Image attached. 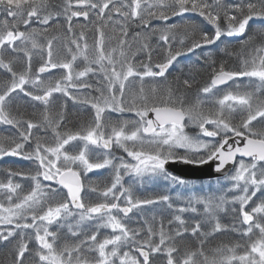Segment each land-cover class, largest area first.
Here are the masks:
<instances>
[{
	"label": "snow or ice",
	"instance_id": "obj_1",
	"mask_svg": "<svg viewBox=\"0 0 264 264\" xmlns=\"http://www.w3.org/2000/svg\"><path fill=\"white\" fill-rule=\"evenodd\" d=\"M186 13L202 18L214 31L194 20L168 23ZM254 20L261 23L251 29ZM61 31L62 47L54 52ZM88 32L94 34L92 45ZM224 36L241 38L247 55L240 56L235 70L223 62L217 68L212 60L210 82L190 100L194 80L177 75L168 81L169 69L178 58ZM33 50L47 52L35 72ZM161 52L162 58L155 60ZM17 62L24 64L20 71L14 69ZM0 69L10 77L0 82V125L15 130L0 135V158L15 156L36 164L34 173L8 169L7 181H0V197L7 200L6 205L0 202V242L18 238L10 264H158L161 259L164 264H264V0H0ZM56 69L63 71L55 80L42 75ZM89 74L97 76L96 85L85 79ZM245 77L247 85L238 80ZM253 80L259 81L255 89L250 87ZM229 81L234 90L220 87ZM134 83L138 88H130ZM85 89L91 92L80 93ZM14 93L43 105L41 120L14 112ZM54 93L88 105L94 116L78 130L68 129L66 103L53 115ZM237 112L239 121L234 122ZM189 125L199 132L190 135ZM49 132L54 143H46ZM75 141L83 143L72 152L66 146ZM90 145L105 151L93 152ZM113 146L131 160L114 162ZM213 161L215 172L233 165L225 177L231 182L228 191L235 193L230 199L210 190L178 194L186 200L184 206H175L168 194L134 197L135 183L157 179L188 188L185 179L168 170L169 163ZM106 168L114 173L110 183L88 185L103 199L86 203L83 178ZM16 176L32 181L29 191H18L22 185L13 181ZM125 176L135 178L128 187ZM41 177L52 184H42ZM152 205H165L172 218L165 220L162 210L159 216L144 217L138 228L126 223L134 210ZM229 211L235 214L231 226L219 215ZM185 213L201 218L189 221ZM101 229L111 231L102 235ZM227 231L244 243L222 244L209 254L205 245ZM188 236L198 246L181 254L179 243ZM33 239L37 247L30 248Z\"/></svg>",
	"mask_w": 264,
	"mask_h": 264
},
{
	"label": "rangeland",
	"instance_id": "obj_2",
	"mask_svg": "<svg viewBox=\"0 0 264 264\" xmlns=\"http://www.w3.org/2000/svg\"><path fill=\"white\" fill-rule=\"evenodd\" d=\"M234 1V0H232ZM186 14H191V13H186ZM185 14V15H186ZM192 20L198 22V21H202V18L194 15L191 16ZM80 22H84L87 23L85 21H83V18H79ZM163 23V22H162ZM168 23H172V22H168ZM251 29H255L260 25V21H251ZM204 24V22H203ZM259 24V25H257ZM206 25V24H204ZM36 25L34 24L33 27H35ZM211 27V26H210ZM210 27H206L207 30L210 31H214L212 30ZM21 28L23 29V25L21 26ZM250 29V31H251ZM65 30H66V26H65ZM241 38L239 37H227L224 36L221 38L220 41H218L215 45H208L205 46L204 48L201 49H197L196 51L199 52H203L206 56V58L204 60H206V62H208L209 64V56L210 53H212L213 55L219 57L221 60H223V63H228L227 67L229 70H235L236 68H233L229 62L232 59H235L237 57L232 56V55H226V56H221L222 54L224 55L223 50L226 49V43L230 42V40L238 41ZM259 40V37H258ZM157 39H155L153 42L156 43ZM54 43V51L56 52L57 49H61L62 47V43L60 41V46H57L58 40H56ZM161 43V42H160ZM46 45V43H45ZM195 51V52H196ZM194 52V54H195ZM201 53V54H203ZM245 56L247 55V52L245 51ZM239 55V54H237ZM44 56V58L47 57V52L44 51L43 53H41L39 50H33V72H35V69L37 67H39L40 63H42L40 57ZM78 64H82V61H78ZM211 65V64H209ZM24 67V65L20 66V70H22V68ZM174 69V65L169 69V72ZM18 70V71H20ZM63 70L61 69H56L53 70V73H45L42 74L45 77H51L53 80L59 78V73H61ZM168 72V73H169ZM7 74L6 72H4L2 69H0V77L2 79H6L7 78ZM170 74V73H169ZM99 75V74H97ZM168 75V74H167ZM85 79H87L89 82L92 81L93 85H96L97 83V76H94L92 74H89V77H86ZM102 79V77H101ZM146 80H150L152 78H145ZM157 80H160L161 78H156ZM134 80H138V78H134ZM239 82L242 83L243 85H247L249 78H238ZM210 82V80H209ZM208 82V83H209ZM91 83V82H90ZM207 83V82H206ZM205 84V83H204ZM204 84H202L200 87H202ZM259 84V81L253 80L252 84L250 85V87L252 89L253 86H257ZM102 86V85H101ZM138 83H134L132 85H130L131 87H138ZM231 86V89H235V85L231 84L229 85L227 88H225V90H228L229 87ZM28 87V86H26ZM198 87V89L200 88ZM70 91H73L74 94H79L76 92V90H72L70 89ZM87 92H91V90L85 89V90H80V93H87ZM98 95V94H97ZM223 92H217L216 96H222ZM28 97H24L22 93L13 94V98L11 100V103L14 102L15 100L18 99H26ZM83 98V97H82ZM215 99V97H213V100ZM194 100V99H193ZM26 102L27 99L25 100ZM66 103V107L67 106H73L72 110L75 113H81L84 112L85 115L89 116V120L94 116V110L91 109L88 105H82V104H74L71 100H68L67 97H64L61 93H54L53 97H52V104L51 107L52 109L55 108L56 106L61 107L62 105H64ZM30 104H39V102H35V101H31ZM11 105V104H10ZM12 106V105H11ZM40 110H43V105L40 104ZM55 111H53V115H55ZM72 114V113H69ZM111 115H115V114H111ZM126 117L131 116L129 115V113H125L124 114ZM236 119L234 122H238L239 121V116L240 113L237 112L234 114ZM42 118V117H41ZM256 123V122H254ZM209 128V130H211V125L206 126ZM186 131L190 134V135H195L196 133L199 132L198 128H194L191 125H189V127L186 128ZM15 132L14 129H11L10 126L7 125H0V135H8V134H13ZM34 133H38L39 129H34L33 130ZM39 135H44L43 131L41 130ZM49 139L46 141V143H54V138H52V134L51 132H49L48 134ZM204 141H214L215 139L218 138H210V137H201ZM35 141H33L34 144ZM83 142L80 141H75L72 142L71 146H66L69 148L70 151L75 152L78 151V146L82 145ZM89 148H91L93 150V152H99V153H103L105 150L103 149H95L94 146H89ZM180 152H183L182 149L177 150ZM111 154L112 157H114V162H118L120 157H124L126 160H131L130 157H127V154L123 152L122 149H119L118 147L113 146V149L111 150ZM13 157L15 160L17 159V161H20V164H18L19 167H21L22 170H24V172H35V168H36V164L33 161H27V160H23L19 157H15V156H11ZM103 157H101L102 159ZM237 159L239 160L240 158L237 157ZM10 160V161H9ZM14 162L12 161V158H10V156H5L3 158H0V166H17V164H13ZM134 163V162H133ZM2 164V165H1ZM233 169V166L231 168V170ZM6 176L3 175V181L6 182L7 181V172H4ZM113 170L111 168H106V169H100V170H95L93 172H90L87 174V177H84V183H85V202H96L97 200L103 199L102 197H99L97 193H92L88 190V185H98L99 187L103 188L105 186V184L110 183L112 176H113ZM228 174V173H227ZM227 174L223 175V176H216L212 179H206V180H192V179H185L188 183H189V187L188 188H184L182 186L179 185H170L168 184V182L164 181L163 179H157L151 182H146L143 185L139 184V183H135L133 185V192H134V197H141V198H147V197H151L153 195H159V194H168L172 197V203L175 206H184L186 204V200L185 199H178L177 196L178 194L186 197L191 193H200L201 191H213L219 194H223L226 197H228L229 199L235 194L233 192L228 191V185H230V181L226 180L225 177L227 176ZM14 182L20 183L22 185L21 189L18 190L21 193H26L27 191L30 190V187L32 186V181L27 180V179H23L20 176H16L12 178ZM133 177L130 176H125L123 178V183L125 187H128L130 184H133L134 182ZM184 179V178H183ZM96 180H100L99 182H97ZM41 181L42 184L44 185H49L52 184V182L50 181H43L42 177H41ZM219 181V183H218ZM54 187L59 188V185H53ZM45 191H47V189H45ZM60 191H62V188H60ZM66 194V193H65ZM259 196V194H258ZM91 198V200H90ZM0 202H3L5 205L7 204V200L3 199L2 197H0ZM123 203V201H122ZM199 207V206H198ZM231 207V206H229ZM163 210V212L165 213V220L167 219H171V214H170V210L167 209V207L165 205H152V206H147L145 210L141 211V212H137L134 210V213L130 214V216L132 217L131 220L126 221V223L129 224L130 227L133 228H138L142 223H143V218L144 217H148L149 219H151V216L155 213L159 216V213ZM119 215H123V214H119ZM185 217H187L189 219V221H191L192 219H200V216H197L193 213H185L183 214ZM220 218L222 223L231 226L232 222H233V216L235 215L234 213H232L231 211H229L227 214L225 213H220ZM205 230H209L210 229V225L205 224L204 225ZM27 232H32L31 229L25 230ZM66 231V230H65ZM101 234H107L109 233L111 230L110 229H101ZM187 238L192 239V240H196L195 237H191L188 236ZM18 240V238H17ZM17 240H13V243H16ZM191 242V241H190ZM244 243V241L240 238V236L232 231H227V232H222V233H218L215 238L210 239V241L205 245V250L209 252V254H211V250L219 247L222 244H229V245H234L236 243ZM4 243V242H2ZM195 243V242H194ZM181 243H179V247H181ZM30 247L33 246V248L37 247V245L35 244L34 239L30 242L29 244ZM184 249L181 250V254L183 253ZM238 251H242L241 249H238ZM29 257V260L32 259V254H27ZM158 264H164L163 259H161Z\"/></svg>",
	"mask_w": 264,
	"mask_h": 264
},
{
	"label": "trees",
	"instance_id": "obj_3",
	"mask_svg": "<svg viewBox=\"0 0 264 264\" xmlns=\"http://www.w3.org/2000/svg\"><path fill=\"white\" fill-rule=\"evenodd\" d=\"M226 2L228 3H235L236 0L232 1V0H226ZM191 16H194V14H186L184 15V17H174L170 22L172 23H180L181 20H192ZM199 23L202 24L203 27H210V25H207L206 22L198 21ZM84 23V22H82ZM154 24H161L162 22L159 21H153ZM251 25V23H250ZM259 25V24H257ZM211 28V27H210ZM207 29V28H206ZM138 30V29H136ZM77 33H79V29H77ZM58 35L60 36V39H58V43L57 46H60V41L61 43H63V32H59ZM88 36V43L89 45L93 44V37L94 34L93 32H88L87 33ZM41 40L42 43H46V41L43 40V38H38ZM157 39L156 37H153V41ZM239 41V40H238ZM238 41H235L236 46L235 48H237V50L235 49L234 51V55L235 54H239V55H245V53H242V48L244 47L243 45H241ZM233 42V40H230L229 45ZM154 43V42H153ZM162 43V42H161ZM56 43H54L55 46ZM232 48V47H230ZM57 51H59V49H57ZM159 51V50H158ZM228 52L224 53L225 56L226 55H232V51L231 50H227ZM55 52V51H54ZM203 52H199L196 51L195 54L194 53H190L187 56H183L178 58V61L174 63V69L173 71L171 70L168 73V81H175V77L177 75L181 76V79L183 78H188L190 80H194L193 86L191 89H188V92L190 93L189 99L193 100L195 99V96L197 94L198 91V87H200L202 84L204 83H208L209 82V78L211 76V61L214 60L215 64L217 66V68L219 67L220 63L222 62L217 56L213 55L212 53H210L209 56V64L208 62H206V60H204L206 58L205 54H201ZM13 55H17V54H13ZM19 56L21 57L22 61L26 62V58L23 57V54L20 53ZM163 56V53L161 52L160 55L155 56L154 59L155 60H159L161 59ZM6 59L8 58L7 56L5 57ZM231 63V62H229ZM228 63H225V67H227ZM23 66L24 64L21 62H17L16 64H14V69L15 70H20V66ZM6 79H10L9 74H7V78ZM149 80V79H148ZM151 80V79H150ZM4 81V79H2L0 77V82ZM160 81H162L163 83H167L168 81H165L164 78H161ZM92 83V81H90ZM138 88V87H137ZM27 99L28 102H26L25 100ZM26 99H18L15 100L14 102L11 103L10 107L11 109L15 112V111H19L21 113L24 114V116L26 118H31L33 120H41V113L42 110H40V104H30L31 100L29 98ZM73 106H67V113H66V117H67V125L66 127L68 129H71L72 131H76L78 130L82 124H86L89 121V116L85 115L84 112L81 113H75L72 110ZM61 107L56 106L55 108H53V111L58 112L60 110ZM72 113V114H69ZM129 115H132L131 113H129ZM41 130H39L38 133H34V134H38L40 133ZM11 135V134H8ZM10 161V160H9ZM12 161L14 162L13 164H17V166H0V181H3V175H5L4 172H7L8 169H11L13 171H23L21 169V167L18 166V164H20V161H17L15 159H12ZM2 165V164H1ZM97 182H99L100 180H96ZM191 241V242H190ZM195 242V243H194ZM16 243H2L0 242V264H10L11 259H12V254L14 252V247H15ZM192 246H198V241L192 240L189 238H186L182 244H181V250L185 249L186 247H192ZM30 247V246H29ZM30 248H33L30 247ZM31 254V253H29ZM31 260V259H30Z\"/></svg>",
	"mask_w": 264,
	"mask_h": 264
},
{
	"label": "water",
	"instance_id": "obj_4",
	"mask_svg": "<svg viewBox=\"0 0 264 264\" xmlns=\"http://www.w3.org/2000/svg\"><path fill=\"white\" fill-rule=\"evenodd\" d=\"M151 116V114H150ZM232 143V141H229ZM216 162H210L205 165H192V164H183L182 162L169 163L166 167L168 170L177 175L178 177H182L184 179H192V180H206L212 179L216 176H223L228 173L232 168V164L226 165V169L222 172H215ZM66 190V189H65Z\"/></svg>",
	"mask_w": 264,
	"mask_h": 264
},
{
	"label": "flooded vegetation",
	"instance_id": "obj_5",
	"mask_svg": "<svg viewBox=\"0 0 264 264\" xmlns=\"http://www.w3.org/2000/svg\"><path fill=\"white\" fill-rule=\"evenodd\" d=\"M235 46H236V43L233 41L230 45H229V43H226V49H224L223 50V52L224 53H226V52H228L227 50H231L232 51V54L234 53V51H235V49L237 50V48H235ZM230 47H232V48H230ZM222 57L223 56H225V54L223 55H221ZM232 56H235V57H237L236 58V60L235 59H232V60H230V62L231 63H229L233 68H236V69H238L239 67H240V56L241 55H237V54H233ZM219 58V57H218ZM220 59V58H219ZM221 60V59H220ZM222 62H223V60H221ZM231 84H233L231 81H229V84L228 85H221L220 87L221 88H223V89H225V88H227L229 85H231ZM253 88L255 89L256 88V86H253Z\"/></svg>",
	"mask_w": 264,
	"mask_h": 264
},
{
	"label": "bare ground",
	"instance_id": "obj_6",
	"mask_svg": "<svg viewBox=\"0 0 264 264\" xmlns=\"http://www.w3.org/2000/svg\"><path fill=\"white\" fill-rule=\"evenodd\" d=\"M121 203H122V201H121Z\"/></svg>",
	"mask_w": 264,
	"mask_h": 264
}]
</instances>
